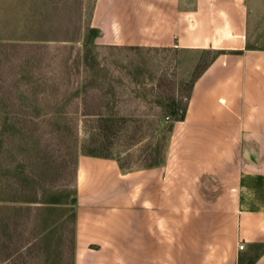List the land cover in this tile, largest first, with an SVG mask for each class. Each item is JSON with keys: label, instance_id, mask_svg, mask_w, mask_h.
Instances as JSON below:
<instances>
[{"label": "crops", "instance_id": "crops-1", "mask_svg": "<svg viewBox=\"0 0 264 264\" xmlns=\"http://www.w3.org/2000/svg\"><path fill=\"white\" fill-rule=\"evenodd\" d=\"M91 26L101 43L221 52L162 159L79 153L73 189L13 202L35 207L30 220L73 207L72 264H264V0H95Z\"/></svg>", "mask_w": 264, "mask_h": 264}, {"label": "rangeland", "instance_id": "rangeland-1", "mask_svg": "<svg viewBox=\"0 0 264 264\" xmlns=\"http://www.w3.org/2000/svg\"><path fill=\"white\" fill-rule=\"evenodd\" d=\"M94 4L0 0V264H72L73 207L30 220L35 207L14 195L73 189L79 153L125 168L162 159L173 110L211 56L101 43Z\"/></svg>", "mask_w": 264, "mask_h": 264}, {"label": "trees", "instance_id": "trees-1", "mask_svg": "<svg viewBox=\"0 0 264 264\" xmlns=\"http://www.w3.org/2000/svg\"><path fill=\"white\" fill-rule=\"evenodd\" d=\"M205 53H209L211 54L209 60L205 63V65L202 67L201 71L195 76V78L192 80L191 82V85H190V89H191V86L194 82V80L196 79V77H198V75L205 69V67L208 65V63L211 61V59H213L217 54H219L221 51H203ZM186 99V102L184 103L183 107H180L178 109H174L173 110V115H174V118L175 119H180L182 118L183 114H184V111H185V108H186V105H187V100H188V95L185 97ZM180 113V114H179ZM94 114H98V113H94ZM87 153H90V152H87ZM95 155H107V154H103V153H94Z\"/></svg>", "mask_w": 264, "mask_h": 264}, {"label": "built area", "instance_id": "built-area-1", "mask_svg": "<svg viewBox=\"0 0 264 264\" xmlns=\"http://www.w3.org/2000/svg\"><path fill=\"white\" fill-rule=\"evenodd\" d=\"M243 247H244V244H242V243L239 244V246H238L239 249H243Z\"/></svg>", "mask_w": 264, "mask_h": 264}]
</instances>
